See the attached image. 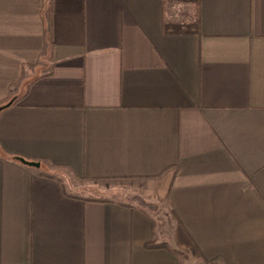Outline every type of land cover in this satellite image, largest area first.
<instances>
[{
	"label": "crops",
	"instance_id": "crops-1",
	"mask_svg": "<svg viewBox=\"0 0 264 264\" xmlns=\"http://www.w3.org/2000/svg\"><path fill=\"white\" fill-rule=\"evenodd\" d=\"M9 103L0 264H264V0H0Z\"/></svg>",
	"mask_w": 264,
	"mask_h": 264
},
{
	"label": "water",
	"instance_id": "water-1",
	"mask_svg": "<svg viewBox=\"0 0 264 264\" xmlns=\"http://www.w3.org/2000/svg\"><path fill=\"white\" fill-rule=\"evenodd\" d=\"M11 105V103L3 106V107H0V113L7 107H9ZM20 162H22L23 164L29 166V167H34V168H40L41 167V163L39 162H29V161H26L24 159H19Z\"/></svg>",
	"mask_w": 264,
	"mask_h": 264
},
{
	"label": "trees",
	"instance_id": "trees-1",
	"mask_svg": "<svg viewBox=\"0 0 264 264\" xmlns=\"http://www.w3.org/2000/svg\"><path fill=\"white\" fill-rule=\"evenodd\" d=\"M197 1H198L199 4H200V0H197ZM3 106H5V105H1L0 107H3ZM45 177H48V178H49V177L57 178L56 176H54V175H50V174H45ZM58 180L61 181V179H59V178H58Z\"/></svg>",
	"mask_w": 264,
	"mask_h": 264
}]
</instances>
